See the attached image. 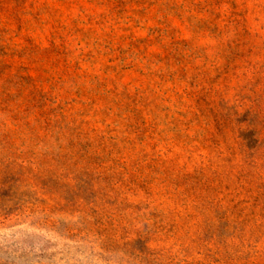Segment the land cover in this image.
I'll return each instance as SVG.
<instances>
[{
  "label": "rangeland",
  "instance_id": "rangeland-1",
  "mask_svg": "<svg viewBox=\"0 0 264 264\" xmlns=\"http://www.w3.org/2000/svg\"><path fill=\"white\" fill-rule=\"evenodd\" d=\"M0 264H264V0H0Z\"/></svg>",
  "mask_w": 264,
  "mask_h": 264
}]
</instances>
